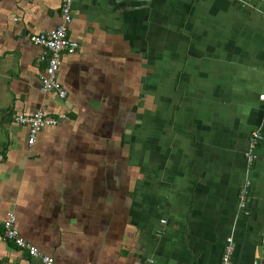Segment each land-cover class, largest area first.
Listing matches in <instances>:
<instances>
[{
    "label": "crops",
    "instance_id": "crops-1",
    "mask_svg": "<svg viewBox=\"0 0 264 264\" xmlns=\"http://www.w3.org/2000/svg\"><path fill=\"white\" fill-rule=\"evenodd\" d=\"M61 7L0 0V264H45L6 240L9 212L59 264H217L229 238L232 264L260 259L264 0H73L64 98L30 39ZM39 110L67 117L30 145L14 116Z\"/></svg>",
    "mask_w": 264,
    "mask_h": 264
},
{
    "label": "built area",
    "instance_id": "built-area-1",
    "mask_svg": "<svg viewBox=\"0 0 264 264\" xmlns=\"http://www.w3.org/2000/svg\"><path fill=\"white\" fill-rule=\"evenodd\" d=\"M61 17L62 23L52 29L43 30L41 32L33 33L30 39L35 43L43 47V54L39 57V61L46 63L45 74L42 78L43 91L50 92L56 91L60 97L64 98L67 95L66 90L61 86L58 80V72L61 65V60L64 54H74L79 48L78 41L72 39L68 35V25L72 22V3L73 0H61ZM264 107V92L259 96ZM67 117L62 113L57 116L46 114L43 110H39L32 115L19 114L15 115L14 119L17 123L26 125L29 128L30 145H33L36 141L38 132L46 127L56 125L61 119ZM263 138V134L260 128L256 129L249 141V147L246 151V160L248 168H250L254 162L258 159L257 149L260 141ZM2 158V157H0ZM251 179L247 178L240 189V208L246 209L250 200ZM15 214L9 212L7 218L4 220V232L5 238L8 241L13 242L20 248L27 249L33 256H41L45 264H59L55 257L51 254L42 253L38 247L28 242L19 232L15 226ZM163 222L165 220L163 219ZM234 252L233 239H228L225 251L221 260L217 264H232V255ZM252 264H264V254L260 259L255 260Z\"/></svg>",
    "mask_w": 264,
    "mask_h": 264
}]
</instances>
